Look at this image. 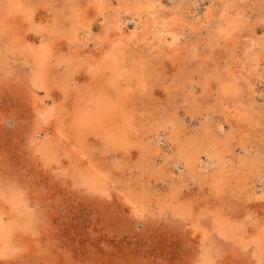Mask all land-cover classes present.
<instances>
[{"label": "rangeland", "instance_id": "rangeland-1", "mask_svg": "<svg viewBox=\"0 0 264 264\" xmlns=\"http://www.w3.org/2000/svg\"><path fill=\"white\" fill-rule=\"evenodd\" d=\"M0 264H264V0H0Z\"/></svg>", "mask_w": 264, "mask_h": 264}]
</instances>
